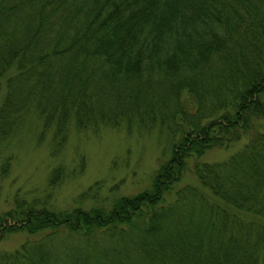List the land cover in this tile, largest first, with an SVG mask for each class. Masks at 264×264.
I'll return each instance as SVG.
<instances>
[{
    "label": "trees",
    "instance_id": "obj_1",
    "mask_svg": "<svg viewBox=\"0 0 264 264\" xmlns=\"http://www.w3.org/2000/svg\"><path fill=\"white\" fill-rule=\"evenodd\" d=\"M121 124L164 133L149 185L65 209L14 192L0 237L38 235L0 264H264V0H0V176L17 129L56 156L70 127Z\"/></svg>",
    "mask_w": 264,
    "mask_h": 264
},
{
    "label": "rangeland",
    "instance_id": "obj_2",
    "mask_svg": "<svg viewBox=\"0 0 264 264\" xmlns=\"http://www.w3.org/2000/svg\"><path fill=\"white\" fill-rule=\"evenodd\" d=\"M28 127L17 129L7 138L4 151L10 152L12 157L6 174L0 176V213L13 206L16 191L29 201L47 193L48 204L57 209L77 204L88 207L109 201L116 194H131L149 185L155 167L169 152L163 132L158 134L156 129L139 132L135 128L128 132L121 124L114 127L101 125L96 131L70 127L62 150L51 156L50 135L45 134L37 141L38 127ZM244 140L241 138L227 147L211 146L198 159L220 160L238 149ZM56 163L63 166V177L59 183L48 187L46 176ZM184 175L186 179L182 177L177 186L186 180L197 183L190 172ZM112 183L113 187L110 186ZM37 233L7 230L0 237V250L15 248L24 239L37 237Z\"/></svg>",
    "mask_w": 264,
    "mask_h": 264
}]
</instances>
